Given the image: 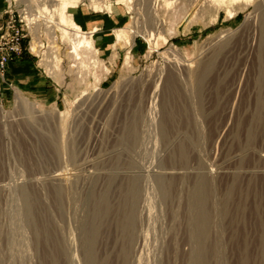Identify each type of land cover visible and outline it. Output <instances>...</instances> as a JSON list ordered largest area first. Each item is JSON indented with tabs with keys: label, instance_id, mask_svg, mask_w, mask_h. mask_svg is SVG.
<instances>
[{
	"label": "rangeland",
	"instance_id": "1",
	"mask_svg": "<svg viewBox=\"0 0 264 264\" xmlns=\"http://www.w3.org/2000/svg\"><path fill=\"white\" fill-rule=\"evenodd\" d=\"M206 1L81 0L68 11L100 28L89 50L62 37L56 15L31 31L36 48L0 77V264H83L91 224L98 264H264V0ZM30 2L58 1L0 0L6 12ZM35 53L54 78L39 98L35 76L20 75ZM64 172L58 197L52 178ZM201 177L211 185L199 239ZM22 189L50 236L26 220Z\"/></svg>",
	"mask_w": 264,
	"mask_h": 264
},
{
	"label": "bare ground",
	"instance_id": "2",
	"mask_svg": "<svg viewBox=\"0 0 264 264\" xmlns=\"http://www.w3.org/2000/svg\"><path fill=\"white\" fill-rule=\"evenodd\" d=\"M53 1H58V2L57 3L55 2L52 5L49 4L52 7L51 9L48 7L49 6L48 5V6L42 7L41 9L39 8L40 11L38 10V8H34L33 7L34 5H31L32 4L31 3L32 1H31L30 4L28 5V13H29L28 15H29V19H32V16H34L36 18L37 17V12H40L41 14H43V12H48L50 14V17L53 16V15H56V16L59 17L61 26H63V27H61L62 37L69 39L71 42L74 43V45L76 47H78V46H80V47L81 46H85V47H87L86 48L87 50L92 49L94 47L93 35H94L96 29H93L91 32L84 31V28L82 27V25L78 21H76L75 18L73 17V15L71 13H69V11H68V8L69 7H75V6H77L78 3L81 0H53ZM92 1L94 2V1H98V0H92ZM131 1L132 0H118V3L130 4V3H132ZM204 1H206V0H200L201 3L202 2L204 3ZM210 1L215 2L216 6H218V8H221L222 6H224L228 2V0H210ZM234 1L236 2L238 0H234ZM129 6H131V5H129ZM125 29H120L119 31H117V35H118V38L120 40L122 38L126 37V31L127 30H125ZM67 39H64V40H67ZM69 40H68V42H69ZM33 48L34 49L36 48V45L35 44H34ZM73 49H75V48H73ZM77 49L79 50V47ZM80 50H82V48H80ZM263 50H264V45H263L262 51ZM177 53H178V55L180 54L178 51H177ZM74 58H76V57L74 56ZM126 58H127L126 59L127 61L126 60L125 61H126L127 64H129V62H130V56L128 55ZM79 59H81V58H79ZM55 61H56L55 64L57 65V63H58L57 61L58 60H55ZM85 61H87V60H85ZM57 66H60V65H57ZM52 71H53V69H52ZM54 71H56L55 68H54ZM53 73L55 74L56 72H53ZM53 76H55V75H53ZM16 98H17V103L19 105H22V103H23L24 100L21 98V96L20 95H17ZM33 106H34V108L38 112L40 111V109L38 108L37 103H34ZM2 110L3 109H2V106L0 104V111L2 112ZM60 114H62V112H60ZM163 119L161 121L159 120L161 122V124H164ZM134 122L135 121H132L133 124L131 125L130 128H132V127L135 126L134 125ZM253 126H251L252 128L250 127L251 130L248 133L249 134L248 135L249 136L248 138H252ZM161 127H164V125H161ZM130 130H132V129H130ZM71 158L74 159V154L72 155ZM87 164H88V162H87ZM90 165H88V167ZM58 175H60V177L54 176L52 178L53 180L52 179L51 180L54 181L53 183L55 185L54 186L55 187V192H56V195H58V197H59L60 193L63 190V186H62L61 183H58V182H61L59 180H61L62 178H65L64 176L66 175V173L65 172L64 173H59ZM133 176L136 177L135 175H133ZM210 185H211L210 184V179H208L207 177H201L200 179H198L196 181L195 186H194V192L192 193L193 196H192V199H191L192 201L191 202H193L194 209H191V210H194V211L196 210L195 216H196L197 220L195 222V225H196L195 234L198 236L199 239L201 237V234H203V225H204V222H205V217L207 216L206 215V211H205V209L207 208V207H205V204L208 202V197H206L207 196L206 192L209 189L208 187ZM160 189L162 190L163 195L164 194H167L168 193V184L161 183ZM21 192H22V196H23V200H24V208H25V211H26V214H27L26 215V217H27L26 220H28L29 224H32L34 226L36 224L35 213H34V210H33V207H34L33 206L34 205V197L33 196L34 195H31L30 192L27 189H22ZM127 193H128L127 194L128 197L126 198V200L128 202L131 201L132 203H134V202H136L138 200V195H139V183H138V180H135V179L132 180L131 187L127 189ZM99 200H100V202H102V201L104 202V206L107 203V200H106V196L105 195L100 196ZM104 208H105V211H106L107 208H108V205L105 206ZM3 213H5V212H3ZM128 217H129V214H127V220H128ZM134 217L135 216L133 215L131 217V220L130 221H127L126 223L129 224V225H132L133 222H134L133 221ZM37 224H39V223H37ZM37 224H36L35 230H34L35 231V234L37 236H40L42 234H47L48 233L49 229L48 230L46 229V228H48V227H46L47 226L46 224L43 223L42 224L43 227H41V226H39ZM199 229H201V230H199ZM95 232H96L95 224H91L89 226H85L83 228V232H81V235H80L81 245L85 246L83 248L85 249V251H87L84 254V257H83V264H98L97 263V258L95 256V254L93 253L94 248L92 247V244L89 243L90 236H93L95 234ZM49 233H48V236H50ZM263 241H264V238H263ZM12 256H14V255H12Z\"/></svg>",
	"mask_w": 264,
	"mask_h": 264
},
{
	"label": "built area",
	"instance_id": "3",
	"mask_svg": "<svg viewBox=\"0 0 264 264\" xmlns=\"http://www.w3.org/2000/svg\"><path fill=\"white\" fill-rule=\"evenodd\" d=\"M28 14L27 9L8 10L6 12L7 17L0 24V77L3 79H5L8 66L11 61L23 55L25 51L33 50V37L29 36L31 31L35 29L37 32H41L39 29L49 27L50 22L47 17H50V14L48 12H43V14L37 12V17L35 18L32 16V19H29ZM39 45L41 48L40 51H42L44 43ZM35 56L38 58L39 68L46 73L48 77L54 80L52 75H50L46 70L44 58L40 56V53H35ZM55 62L54 58V63H47L51 70V74L52 67Z\"/></svg>",
	"mask_w": 264,
	"mask_h": 264
},
{
	"label": "crops",
	"instance_id": "4",
	"mask_svg": "<svg viewBox=\"0 0 264 264\" xmlns=\"http://www.w3.org/2000/svg\"><path fill=\"white\" fill-rule=\"evenodd\" d=\"M6 17H7V15H6V11L3 9V3H0V24L5 20ZM94 29H96L95 30V33L96 32L98 33L100 31V28H98V27H94ZM19 63H20L19 60L15 61V62L13 60V61H11L9 63L8 70H7V74H6L8 77H11V75L13 73L12 72L13 71V68L11 66H13V64L19 65ZM20 70H23V68L20 69ZM23 73H25L26 75H23V74H20V75L23 76L24 79L25 78L26 79L27 78L32 79L31 77L32 76H35V82H34V80H33V82H34L35 85H39V86H36L38 88L34 90V92L36 94L35 95L36 97L39 98V96L42 95L45 92V90L48 91L46 93L50 94V89H47V86H49L50 84H52L51 81H50V77H48V75L46 73H44L39 68V66H38V60L35 57L33 58V68L24 70ZM27 74H31V75H27ZM30 79H28L27 81H31ZM1 80H3V79H1ZM3 81H7V77L6 76H5V79ZM21 81H22V83H26L24 80H21ZM7 89H8V87H5L4 90H7Z\"/></svg>",
	"mask_w": 264,
	"mask_h": 264
}]
</instances>
